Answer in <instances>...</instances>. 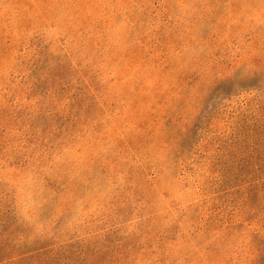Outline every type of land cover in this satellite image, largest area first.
<instances>
[{
    "label": "rangeland",
    "instance_id": "1",
    "mask_svg": "<svg viewBox=\"0 0 264 264\" xmlns=\"http://www.w3.org/2000/svg\"><path fill=\"white\" fill-rule=\"evenodd\" d=\"M0 264H264V0H0Z\"/></svg>",
    "mask_w": 264,
    "mask_h": 264
}]
</instances>
